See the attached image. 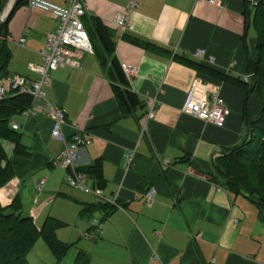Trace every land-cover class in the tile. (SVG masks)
<instances>
[{"label": "crops", "instance_id": "obj_1", "mask_svg": "<svg viewBox=\"0 0 264 264\" xmlns=\"http://www.w3.org/2000/svg\"><path fill=\"white\" fill-rule=\"evenodd\" d=\"M46 1L62 7L68 2ZM130 1H136L138 7L131 13L128 30L122 32L115 20L128 10ZM17 3L10 0L4 20ZM254 4L256 0H223L222 6L210 0H86L84 18H98L112 30L120 63L137 70L129 82L145 107L132 115L122 114L108 68L98 59L101 47L96 42L90 41L91 51L77 54L76 66L51 74V85L44 91L53 105L65 110L66 135L81 134L90 141L80 151L79 168L103 161L107 185L99 190L100 196L76 192L66 185V170L54 165L62 146L51 138L52 121L47 113L19 120L21 142L32 156H13L15 177L0 190V200L8 207L19 196L23 204L27 183L36 186L46 181L43 192L36 189L43 195L30 210L37 225H43L46 218L40 225L38 222L51 207L47 217L75 224L74 246L62 262L53 260L54 264H64L70 253V262L65 264H74L81 252L87 254L89 264H157L154 257L162 264H264V230L259 226L264 220L258 218L256 208L253 222L251 203L222 186L215 165L229 149L250 138L248 124L260 119L262 100L257 92L246 99L242 89L178 61L189 58L244 79L248 76L244 41L251 57H258L252 25ZM58 25L50 13L30 10L27 3L17 6L6 30L12 58L0 85L16 76L39 79L32 65L41 63L46 39ZM128 37L154 47L145 50ZM21 39L26 40L25 46L20 45ZM200 49L206 51L203 60L193 56ZM209 56L214 58L211 63ZM200 82L206 86V95L218 92L230 108L224 127L183 113L188 92ZM152 100L156 107L149 119ZM131 155L134 158L128 168ZM89 186L95 189L91 179ZM68 188L73 193L62 194ZM150 189L156 191L151 206L144 198ZM57 198L64 201L56 211ZM99 202L114 208L107 219L103 220L107 211L82 217L84 204ZM70 205L78 206V216L89 221L87 225L62 217L63 207ZM58 232V238L67 243ZM81 239L86 242L80 243ZM40 264L51 263L41 258Z\"/></svg>", "mask_w": 264, "mask_h": 264}, {"label": "trees", "instance_id": "obj_2", "mask_svg": "<svg viewBox=\"0 0 264 264\" xmlns=\"http://www.w3.org/2000/svg\"><path fill=\"white\" fill-rule=\"evenodd\" d=\"M5 1V0H4ZM28 0H18L12 13L5 20L0 35V79L7 77L12 52L7 44V24L13 16L17 6L27 3ZM3 4L0 3V8ZM253 28L257 36V60L247 52L248 81L217 71L209 66L189 58H178L181 63L196 69L202 75L233 85L245 91L246 99L257 92L260 96L263 109L260 119L249 123L251 136L242 144L235 146L222 157L215 165L221 176L220 183L234 196H242L258 210V218L264 220V0H256L253 5ZM84 26L90 41L100 45L98 59L103 67L108 68V77L112 83L113 92L123 115H132L138 109L145 107L144 102L133 92L122 64L116 56L114 32L107 28L98 18L83 19ZM132 44L145 50L154 46L136 38H127ZM32 97L12 91L0 100V190L15 177V162L13 156L29 158L32 152L22 144V134L11 128V121L16 116L32 106ZM13 145L12 153L5 147ZM95 184V189L103 190L106 180L103 174V161L100 159L94 164L79 168ZM114 208L102 202L84 204L81 212L83 218H90L97 212H105L103 220L107 219ZM66 224L52 217H47L39 227L35 218L25 215L22 200L17 196L12 204L4 207L0 200V264H30L29 254L39 239H43L60 263L68 255L74 244L66 243L58 238V230ZM87 254L81 252L74 264H89Z\"/></svg>", "mask_w": 264, "mask_h": 264}, {"label": "built area", "instance_id": "obj_3", "mask_svg": "<svg viewBox=\"0 0 264 264\" xmlns=\"http://www.w3.org/2000/svg\"><path fill=\"white\" fill-rule=\"evenodd\" d=\"M17 1V0H12ZM254 1V0H253ZM210 3L216 6H222L223 0H210ZM86 0H68L65 7L55 5L46 0H28L27 8L30 10H40L52 14L59 22L55 31L50 33L46 39L45 49L41 52V63L32 65V69L39 75L38 80H27L16 76L10 80L4 79L0 85V100L6 98L12 91H18L20 94H27L32 97V106L19 115H16L11 121V128L15 131H21L19 120H28L31 116L47 113L52 121L51 138L58 142L62 149L54 159V165L66 170V184L85 194H94L100 196L99 190L89 186V178L78 169L80 151L87 146L90 141L81 134L68 137L65 133L66 112L64 109L56 107L47 98L44 91L45 87L51 85V74L59 68L77 65V54L92 50L89 35L85 29L83 19L86 16ZM138 7L136 1H130L128 10L116 17L115 25L122 32H126L130 26L131 13ZM26 40L21 39L20 45L25 46ZM195 58L203 60L206 57V51L198 50ZM214 58L209 56L208 62H213ZM124 72L133 82V77L137 70L128 66H122ZM250 76L244 78L248 81ZM208 91L201 82L194 84L186 96L183 107V113L198 118L206 123L217 127H224L231 115V110L226 102L221 98L218 92H212L210 96L206 95ZM148 118L154 116L156 102L149 101ZM134 155L127 159V167L130 168ZM45 180H41L36 189L43 192ZM155 189H150L144 196L148 205L155 202ZM99 226V224L96 222ZM157 264H162L157 257H154Z\"/></svg>", "mask_w": 264, "mask_h": 264}, {"label": "rangeland", "instance_id": "obj_4", "mask_svg": "<svg viewBox=\"0 0 264 264\" xmlns=\"http://www.w3.org/2000/svg\"><path fill=\"white\" fill-rule=\"evenodd\" d=\"M5 147L9 151V144L8 143L5 145ZM39 180L37 182H39ZM35 187L36 186L34 185V182L30 181L29 183H27L26 188L23 189L24 191H23V194H22V199H23V208H24L25 215H30L31 216L32 213L30 212V210L32 211V207H34V203L36 204V202L38 200L40 201V199L42 198L43 193L42 194L38 193L36 191ZM56 191H58V190H56ZM64 191L65 192L62 193V194H65L68 191L73 193V190L69 189V188L65 189ZM76 192H79V191H76ZM80 193H82V192H80ZM65 195H67V194H65ZM56 196H57V194H56ZM82 197L85 198L87 196H82ZM55 200H53V202H52L53 204L55 203ZM62 201H64V200H62L61 198H57V203L58 204H56L54 206L56 211L62 206ZM249 206L253 210V214L255 216V218L253 219L254 221L253 220L250 221V224L252 225V221L253 222L256 221L257 210H256V207L254 205L249 204ZM51 208L48 210V213L45 212L42 215V219L43 220L42 221L39 220V222H38L39 225H40V223H42L45 220V218H47L48 215H50ZM78 214H79L78 213V206L70 205V207H67V208L63 207V216L62 217H64V218H75V221L77 223L86 224L87 225L89 223V221H87L85 219L84 220L80 219ZM74 226H75V224H69L68 223V224H66L65 227H63L62 229L58 230L59 231L58 234H60V238L63 239V240L65 239L67 241V243H71L72 244L71 241L75 237V231L73 230ZM259 226H260V229L264 230V224H259ZM76 234H78V233H76ZM77 241H79V240H77ZM84 242H86V241L81 239L80 243H84ZM71 254L72 253H70L69 256L65 259L64 264L66 263V260H69V262H70V258H71L70 256H72ZM41 258H44L46 260H50L51 264H54L53 260H55V263H56V259H55L54 255L52 254V252L50 251L49 247L47 246V244L45 243V241L43 239H39L38 240V242L36 243L34 249L29 254L28 260H29L30 264H40V259Z\"/></svg>", "mask_w": 264, "mask_h": 264}, {"label": "water", "instance_id": "obj_5", "mask_svg": "<svg viewBox=\"0 0 264 264\" xmlns=\"http://www.w3.org/2000/svg\"><path fill=\"white\" fill-rule=\"evenodd\" d=\"M10 2V0H5V2L2 4L1 10H0V35H1V31L5 25V20H4V10L7 7L8 3Z\"/></svg>", "mask_w": 264, "mask_h": 264}]
</instances>
